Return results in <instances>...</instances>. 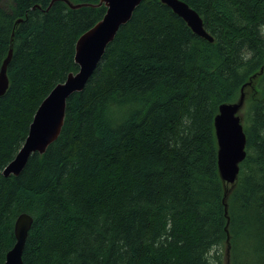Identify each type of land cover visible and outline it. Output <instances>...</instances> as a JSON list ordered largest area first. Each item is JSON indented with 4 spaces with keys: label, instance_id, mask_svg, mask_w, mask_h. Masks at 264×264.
I'll return each instance as SVG.
<instances>
[{
    "label": "trees",
    "instance_id": "16d2710c",
    "mask_svg": "<svg viewBox=\"0 0 264 264\" xmlns=\"http://www.w3.org/2000/svg\"><path fill=\"white\" fill-rule=\"evenodd\" d=\"M69 1L91 5L0 7V66L22 18L0 96V171L40 102L78 70L76 40L106 10ZM183 1L212 42L160 0H142L68 97L56 140L17 176L0 175V264L22 212L33 217L22 264L220 263L227 218L213 118L250 79L239 112L246 156L226 197L227 256L241 264L244 241L247 264H264V0Z\"/></svg>",
    "mask_w": 264,
    "mask_h": 264
},
{
    "label": "water",
    "instance_id": "95a60500",
    "mask_svg": "<svg viewBox=\"0 0 264 264\" xmlns=\"http://www.w3.org/2000/svg\"><path fill=\"white\" fill-rule=\"evenodd\" d=\"M71 8L91 5L89 3L73 4L65 0ZM142 0H99L96 6L104 5L106 10L100 20L83 32L76 40L74 61L78 66L76 72L67 74L64 81L57 83L38 105L29 125L26 138L15 156L3 167L0 175L17 176L33 153L42 154L58 137L65 117L68 97L81 91L99 63L106 46L114 39L119 27L131 17L133 10ZM173 13L182 18L188 27L198 36L212 42L213 37L205 30L200 15L183 0H160ZM95 6V5H94ZM22 18L16 19L13 25L10 45L6 57L0 66V96L8 87L7 65L12 56L15 28ZM263 71V66L258 73ZM257 73L252 75V78ZM251 84V79L241 87L240 96L234 102L221 103L213 118L214 134L217 146V170L224 186L223 202L227 218L226 242L227 255L230 247L227 225L226 197L237 181L239 164L246 156V136L243 129L240 110L244 105L243 88ZM33 217L26 212L20 213L13 225L14 243L6 252L2 264H22V254Z\"/></svg>",
    "mask_w": 264,
    "mask_h": 264
},
{
    "label": "rangeland",
    "instance_id": "374dc122",
    "mask_svg": "<svg viewBox=\"0 0 264 264\" xmlns=\"http://www.w3.org/2000/svg\"><path fill=\"white\" fill-rule=\"evenodd\" d=\"M10 4V0H0V7H8V5ZM242 116V113H241ZM244 241H242V243L239 242L238 244V251H239V257H240V262L241 264H247V262H249L250 260V255L248 254V250L247 248L244 247L243 245ZM221 260L220 263H216V264H230L229 262V256H227L225 254V248H221Z\"/></svg>",
    "mask_w": 264,
    "mask_h": 264
}]
</instances>
